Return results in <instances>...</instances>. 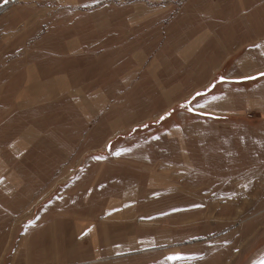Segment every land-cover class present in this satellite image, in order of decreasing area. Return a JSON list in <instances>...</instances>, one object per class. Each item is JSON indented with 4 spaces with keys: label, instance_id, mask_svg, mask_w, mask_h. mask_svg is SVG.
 I'll return each instance as SVG.
<instances>
[{
    "label": "rangeland",
    "instance_id": "374dc122",
    "mask_svg": "<svg viewBox=\"0 0 264 264\" xmlns=\"http://www.w3.org/2000/svg\"><path fill=\"white\" fill-rule=\"evenodd\" d=\"M112 15L126 17L120 9ZM91 18L56 0H0V264H264V170L247 164L264 162V155L222 154L225 145L216 143L236 124L243 129L238 121L259 125L252 112L201 126L178 120L186 106L178 107L169 120L114 125L118 132L106 142V120L118 107L91 122L77 99L56 104L45 94L38 102V84L50 85L54 70L75 80L100 66L103 83L114 81L107 72L122 44L96 42L103 28L88 23ZM73 34L93 46L82 43L84 49L72 53L65 36ZM244 45L222 32L221 52H215L230 50L232 59L221 71L235 61L231 47L239 53ZM174 126L204 130L209 139L200 144L184 135L187 155L164 137L158 147L169 149L150 150L149 133ZM143 174L147 184L144 176L139 188L117 185V178L131 184ZM106 176L116 182L103 190L128 201L129 218H102L114 198L87 185ZM134 237L140 248L155 243L154 249L129 255L116 248L129 247Z\"/></svg>",
    "mask_w": 264,
    "mask_h": 264
},
{
    "label": "crops",
    "instance_id": "0c3cea01",
    "mask_svg": "<svg viewBox=\"0 0 264 264\" xmlns=\"http://www.w3.org/2000/svg\"><path fill=\"white\" fill-rule=\"evenodd\" d=\"M57 2L70 8L79 6L92 13L88 23L96 28H103L100 29V39L95 41L111 39L122 44L120 50L123 54L118 53L110 66V72H107L115 77L109 83H103L107 74L100 66L93 72L87 70L82 78L75 80L70 72L54 70L50 85L44 79L38 84V102L43 100L45 94L56 104L67 96L77 99L86 108L85 113L91 115L88 116V121L93 117L91 122L99 113H110L112 105L118 107L114 116L106 120L111 129L105 136L106 142L118 132L114 125L118 124L119 127L149 119L152 120L148 122L169 120L173 118L170 112L178 107L186 106V111L178 114V120L188 123L197 121L201 126L211 120H230L236 116L243 119L245 113L250 111L256 116L259 125L252 126L247 119L238 121L243 129L237 130L236 124L228 131V136L223 138L221 134L216 143L225 145L222 154L234 151L244 155L240 152L244 150L257 156L264 155V75H261L264 73V0H86L81 4L78 0H56ZM114 9L122 10L126 17L112 15ZM69 21L71 20L66 19L63 23ZM65 27L71 32V25ZM222 32L232 43L245 44L239 53L231 47L235 61L226 72L221 71L222 62L228 57L232 59L231 51L227 50L222 55L215 52H221L218 43H222ZM238 32L240 40L237 38ZM65 37V43L75 54L84 49L82 43L92 46L94 43L82 42L75 34ZM93 56L97 60V55ZM145 103L148 106L144 107ZM85 118L87 116L84 121ZM206 133L198 129L182 131V127L174 126L164 132H150L147 139L150 140V150L169 149L166 146L158 147L157 138L176 140L171 143L177 145L180 154L187 155L188 143L184 135L191 136L196 143L204 144L209 139ZM247 164L251 165L250 171L264 170V162ZM144 176L145 185L147 174L134 178L131 184H122L121 178H117V185L139 188ZM153 177L156 179L158 176ZM99 178L87 186L103 190L105 187H113L112 182H116L107 176L105 182L98 180ZM132 191L134 194L138 192ZM152 194L153 192L149 195L150 198ZM102 195V198L111 197L107 189L103 190ZM111 198H114L112 204L103 206L102 218H129L126 216L128 211L124 210V204L128 201L120 199L123 196ZM127 242L131 244L126 248L116 243L118 250L127 251L123 254L134 255L142 249L152 251L155 247L154 243L140 248L139 238L135 237ZM108 250H111L110 247Z\"/></svg>",
    "mask_w": 264,
    "mask_h": 264
},
{
    "label": "snow or ice",
    "instance_id": "6c2138e0",
    "mask_svg": "<svg viewBox=\"0 0 264 264\" xmlns=\"http://www.w3.org/2000/svg\"><path fill=\"white\" fill-rule=\"evenodd\" d=\"M261 75H264V73H261ZM247 78H252V77H247Z\"/></svg>",
    "mask_w": 264,
    "mask_h": 264
}]
</instances>
